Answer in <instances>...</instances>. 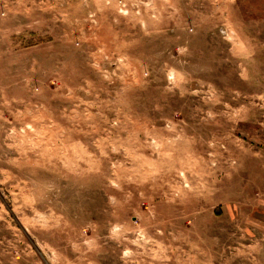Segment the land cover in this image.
Returning <instances> with one entry per match:
<instances>
[{"label": "rangeland", "instance_id": "1", "mask_svg": "<svg viewBox=\"0 0 264 264\" xmlns=\"http://www.w3.org/2000/svg\"><path fill=\"white\" fill-rule=\"evenodd\" d=\"M0 264H264V0H0Z\"/></svg>", "mask_w": 264, "mask_h": 264}]
</instances>
